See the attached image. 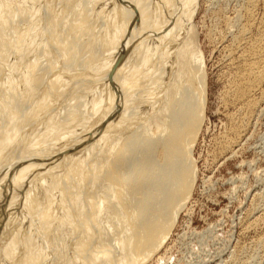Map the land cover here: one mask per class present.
Instances as JSON below:
<instances>
[{
	"label": "bare ground",
	"instance_id": "bare-ground-1",
	"mask_svg": "<svg viewBox=\"0 0 264 264\" xmlns=\"http://www.w3.org/2000/svg\"><path fill=\"white\" fill-rule=\"evenodd\" d=\"M239 1L221 19L232 72L221 93L238 112L218 141L225 155L264 83V8L255 22L257 0ZM197 2L0 0V264H147L158 254L196 179L207 93ZM255 239L264 247V234ZM238 244L230 264H256L260 248Z\"/></svg>",
	"mask_w": 264,
	"mask_h": 264
},
{
	"label": "rangeland",
	"instance_id": "rangeland-1",
	"mask_svg": "<svg viewBox=\"0 0 264 264\" xmlns=\"http://www.w3.org/2000/svg\"><path fill=\"white\" fill-rule=\"evenodd\" d=\"M239 3V0L237 2L236 0H198L197 2L193 22L205 63L207 93L204 120L193 147L196 179L191 196L164 245L147 264H230L229 259L232 258L231 255L234 254L233 251L236 250L238 243V245H241L240 243L246 245V250L245 248L244 250H248L249 255L256 253L259 248L260 252L264 253L263 244H261L263 247L261 249V246L253 247L251 242L252 239L254 241L255 238H260L264 234L262 201L255 200L258 199L256 198L257 194L264 193V83L261 84V89L253 95L255 98L259 96L257 100L260 101L259 105L257 104L256 112L254 111L255 113L253 112L254 114L248 120V125L246 123L247 127L243 137L235 143L236 145H233L234 147L230 148L231 150L226 152V155L218 147L222 139L220 136L229 134L227 132L230 130L232 121L230 122L228 118L234 117L238 113L236 105H231L229 102H226L227 106L224 104V94L232 72L224 64L225 57L223 55L225 53L222 47L228 41L229 34H227L226 28H223L226 25L222 20L225 17L227 19L228 16V19H233ZM256 3L253 11L255 22L261 17L262 8H264L262 0H257ZM221 7L224 9L222 10ZM215 16L219 21L215 19ZM220 16L224 17L220 18ZM221 30L226 32H221ZM212 33L214 34L212 35ZM222 34L225 37L228 36L225 38ZM216 37L217 39H215ZM223 75H226L227 78H224ZM223 86L226 88L224 89ZM259 92L263 93V96ZM220 153L222 155L219 157ZM254 203L258 207L256 211L259 210V207L261 209L255 211V215L260 216L261 219H259L262 223L259 220L258 223H255L256 226L252 224L254 227L252 225L247 227L249 220L246 215L249 211L251 212ZM249 228L251 229L249 230ZM241 246L244 247V245ZM247 246H250L249 249ZM251 249H255V252ZM245 251H243L245 255L242 253L244 257L248 256ZM260 252L258 251L256 255L258 254L257 256L261 258L253 261L256 264H264V255L263 253V257L259 255Z\"/></svg>",
	"mask_w": 264,
	"mask_h": 264
}]
</instances>
